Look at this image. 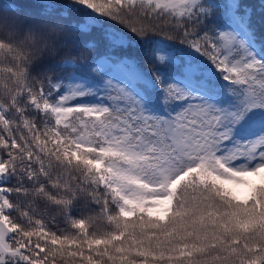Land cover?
<instances>
[{"label": "snow or ice", "instance_id": "6c2138e0", "mask_svg": "<svg viewBox=\"0 0 264 264\" xmlns=\"http://www.w3.org/2000/svg\"><path fill=\"white\" fill-rule=\"evenodd\" d=\"M0 3V264H264V0Z\"/></svg>", "mask_w": 264, "mask_h": 264}, {"label": "trees", "instance_id": "16d2710c", "mask_svg": "<svg viewBox=\"0 0 264 264\" xmlns=\"http://www.w3.org/2000/svg\"><path fill=\"white\" fill-rule=\"evenodd\" d=\"M8 3L11 2V0H0V3ZM17 2H20V0H17ZM246 2L249 5L257 6L259 4V0H246ZM23 3L28 7L29 10H31L33 13L39 12V3L38 0H23Z\"/></svg>", "mask_w": 264, "mask_h": 264}]
</instances>
